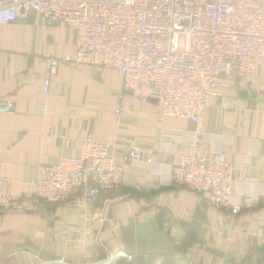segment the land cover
<instances>
[{
	"label": "crops",
	"instance_id": "obj_1",
	"mask_svg": "<svg viewBox=\"0 0 264 264\" xmlns=\"http://www.w3.org/2000/svg\"><path fill=\"white\" fill-rule=\"evenodd\" d=\"M76 52L72 30L38 16L0 27V99L14 102L11 114H0V176L13 181L15 199L0 215V264H264V69L250 96L229 78L194 125L152 103L118 117L122 74L74 61L60 64L44 95L47 57L74 60ZM89 135L114 141L117 160L138 148L154 162H127L121 191L89 212L36 202L39 167L79 157ZM218 152L236 164L239 215L171 183L177 157ZM26 242L50 257L22 251Z\"/></svg>",
	"mask_w": 264,
	"mask_h": 264
},
{
	"label": "built area",
	"instance_id": "obj_2",
	"mask_svg": "<svg viewBox=\"0 0 264 264\" xmlns=\"http://www.w3.org/2000/svg\"><path fill=\"white\" fill-rule=\"evenodd\" d=\"M32 16L76 35L74 60L47 57L43 94L64 62L116 70L123 89L114 112L121 118L137 102L152 103L162 116L197 125L230 88L229 78L250 96L264 69V0H0V27ZM13 111L12 100L0 99V114ZM116 147L89 135L79 157L40 166L35 201L89 212L103 196L121 191L127 162H154L138 148L117 160ZM235 170L223 152L181 155L169 166L173 186L239 215L244 205L234 200ZM12 188L13 181L0 176V215L15 206Z\"/></svg>",
	"mask_w": 264,
	"mask_h": 264
},
{
	"label": "water",
	"instance_id": "obj_3",
	"mask_svg": "<svg viewBox=\"0 0 264 264\" xmlns=\"http://www.w3.org/2000/svg\"><path fill=\"white\" fill-rule=\"evenodd\" d=\"M22 248V251H25V252H29L33 255H38L40 257H50L49 255H47L46 253L42 252L40 249H38L37 247H34L31 243L29 242H26L25 245ZM60 259H57L55 263L53 264H62V263H59Z\"/></svg>",
	"mask_w": 264,
	"mask_h": 264
},
{
	"label": "rangeland",
	"instance_id": "obj_4",
	"mask_svg": "<svg viewBox=\"0 0 264 264\" xmlns=\"http://www.w3.org/2000/svg\"><path fill=\"white\" fill-rule=\"evenodd\" d=\"M126 258V261H127V257H125ZM128 263H130V262H128Z\"/></svg>",
	"mask_w": 264,
	"mask_h": 264
}]
</instances>
